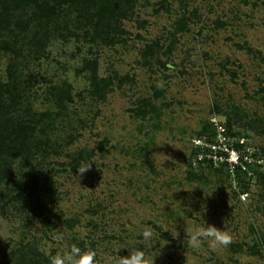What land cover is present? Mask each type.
I'll return each instance as SVG.
<instances>
[{"label": "rangeland", "instance_id": "374dc122", "mask_svg": "<svg viewBox=\"0 0 264 264\" xmlns=\"http://www.w3.org/2000/svg\"><path fill=\"white\" fill-rule=\"evenodd\" d=\"M121 6L116 33L96 35L90 22L87 35L52 36L38 55L0 50V78L17 61L31 109L55 114L37 129L32 156L12 158L0 181V264L21 245L47 255L76 245L98 264L138 247L154 264H264V0ZM215 122L247 137L260 176L195 159L192 139L213 136ZM204 209L232 235L226 248L187 246L184 223ZM146 224L161 235L149 246L138 235Z\"/></svg>", "mask_w": 264, "mask_h": 264}, {"label": "trees", "instance_id": "16d2710c", "mask_svg": "<svg viewBox=\"0 0 264 264\" xmlns=\"http://www.w3.org/2000/svg\"><path fill=\"white\" fill-rule=\"evenodd\" d=\"M130 0H0V50L13 56H23L24 50L42 52L48 38L77 37L88 34L87 25L103 37L118 30V17L126 13L121 5ZM25 47V48H24ZM28 52V51H27ZM92 71L89 83L92 94L98 92L100 80ZM57 106L64 108L65 100H71V90H57ZM55 115V114H54ZM51 112L33 111L28 104L16 62L7 64L4 78H0V181L5 182L6 166L15 157L29 159L33 152L31 141L37 131L54 116ZM210 132L205 140L212 136ZM203 138V137H202ZM194 156L196 150L193 149ZM85 156H88L86 153ZM212 166V165H211ZM255 177L258 168L252 169ZM237 178L243 176L238 171ZM47 178V177H46ZM240 179V178H239ZM36 182V181H35ZM35 182L26 185L25 193L35 192ZM46 191V185L39 187ZM3 190L0 188V196ZM264 197V195H263ZM40 206V205H39ZM51 255L29 245L19 246L4 256L3 264H50Z\"/></svg>", "mask_w": 264, "mask_h": 264}, {"label": "clouds", "instance_id": "9594fccd", "mask_svg": "<svg viewBox=\"0 0 264 264\" xmlns=\"http://www.w3.org/2000/svg\"><path fill=\"white\" fill-rule=\"evenodd\" d=\"M91 166V162H86L76 167V169L77 172L82 176L83 173L91 168ZM186 208L188 209V212L191 211L190 208ZM204 212L205 209L204 211L199 213L197 218L189 221L187 225H185L184 223L183 232L184 236L187 237V246L192 250H199L205 244H207L212 250H215L218 247L226 248L233 241L232 235L229 232L225 231L223 228L217 227L216 225L205 220ZM176 224L177 220L175 217L174 227L175 234L177 236ZM138 235L146 246L151 245L161 236L160 233L157 232L156 229H154L150 224H146L140 230ZM56 239L63 240L64 237L63 235L58 234L56 236ZM119 249L121 248H117L115 257L109 258V264H154V258L156 255L152 257L151 260H149V257L144 248L138 247L132 251L127 250L128 254L124 256L117 255V251ZM96 257L97 253L94 250L81 249L79 246L71 245L68 247L67 251H64L63 253L51 255L49 257V260L50 264H98Z\"/></svg>", "mask_w": 264, "mask_h": 264}, {"label": "built area", "instance_id": "2783aa9c", "mask_svg": "<svg viewBox=\"0 0 264 264\" xmlns=\"http://www.w3.org/2000/svg\"><path fill=\"white\" fill-rule=\"evenodd\" d=\"M214 126L213 136L208 140L200 137L192 139L196 150L195 159L214 167L224 165L233 176H236L237 171L247 178L253 176L252 169L260 168L263 162L256 148L247 141V137H234L219 123L215 122ZM245 194L242 192L241 196Z\"/></svg>", "mask_w": 264, "mask_h": 264}]
</instances>
